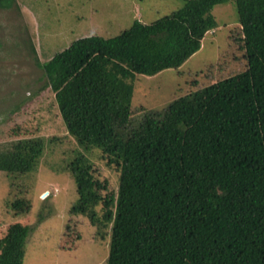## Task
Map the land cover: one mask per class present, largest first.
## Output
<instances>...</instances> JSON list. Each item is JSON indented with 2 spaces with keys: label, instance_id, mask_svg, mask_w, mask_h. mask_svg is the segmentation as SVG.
<instances>
[{
  "label": "trees",
  "instance_id": "obj_1",
  "mask_svg": "<svg viewBox=\"0 0 264 264\" xmlns=\"http://www.w3.org/2000/svg\"><path fill=\"white\" fill-rule=\"evenodd\" d=\"M182 1L150 24L35 60L66 134L118 174L113 192L77 154L66 166L78 196L70 214L109 237L106 264H264V0H233L242 72L131 116L136 78L180 70L218 27L212 9L229 0ZM14 2L0 0V10ZM44 150L42 137L0 145V172L33 173ZM31 232L7 226L0 264H23Z\"/></svg>",
  "mask_w": 264,
  "mask_h": 264
},
{
  "label": "rangeland",
  "instance_id": "obj_2",
  "mask_svg": "<svg viewBox=\"0 0 264 264\" xmlns=\"http://www.w3.org/2000/svg\"><path fill=\"white\" fill-rule=\"evenodd\" d=\"M182 5V0H15L0 10V145L28 137L45 140L35 172H0V238L13 223L32 228L23 264H106L109 237L99 239L86 218L70 214L78 196L66 166L82 153L109 190L117 191L118 184L117 172L98 149L84 152L66 134L35 60L44 63L87 34L113 38L136 20L150 24ZM211 14L218 27L180 70L136 78L133 118L244 70L234 1L215 6ZM19 199L29 202L28 213L11 207Z\"/></svg>",
  "mask_w": 264,
  "mask_h": 264
},
{
  "label": "crops",
  "instance_id": "obj_3",
  "mask_svg": "<svg viewBox=\"0 0 264 264\" xmlns=\"http://www.w3.org/2000/svg\"><path fill=\"white\" fill-rule=\"evenodd\" d=\"M89 36H93V35H89V34H87L86 36H83V37H89Z\"/></svg>",
  "mask_w": 264,
  "mask_h": 264
}]
</instances>
